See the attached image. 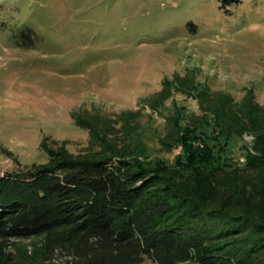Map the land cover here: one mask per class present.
<instances>
[{
    "label": "trees",
    "instance_id": "16d2710c",
    "mask_svg": "<svg viewBox=\"0 0 264 264\" xmlns=\"http://www.w3.org/2000/svg\"><path fill=\"white\" fill-rule=\"evenodd\" d=\"M176 95L200 115L186 127L166 116L161 144L187 160L150 167L132 134L144 108L162 113ZM74 119L98 151L77 156L45 139V163L0 177V264H264V105L253 89L236 101L175 73L139 110ZM247 135L246 163L225 162Z\"/></svg>",
    "mask_w": 264,
    "mask_h": 264
},
{
    "label": "rangeland",
    "instance_id": "374dc122",
    "mask_svg": "<svg viewBox=\"0 0 264 264\" xmlns=\"http://www.w3.org/2000/svg\"><path fill=\"white\" fill-rule=\"evenodd\" d=\"M175 73L236 101L253 89L264 105V0H0V177L45 163V139L77 156L98 151L74 114L139 110ZM171 114L186 127L200 111L182 95L162 113L142 110L129 144L150 167L187 160L161 144ZM252 142H230L223 160L245 164ZM35 241H24L29 256Z\"/></svg>",
    "mask_w": 264,
    "mask_h": 264
},
{
    "label": "built area",
    "instance_id": "2783aa9c",
    "mask_svg": "<svg viewBox=\"0 0 264 264\" xmlns=\"http://www.w3.org/2000/svg\"><path fill=\"white\" fill-rule=\"evenodd\" d=\"M251 139L253 140V137L251 136Z\"/></svg>",
    "mask_w": 264,
    "mask_h": 264
}]
</instances>
